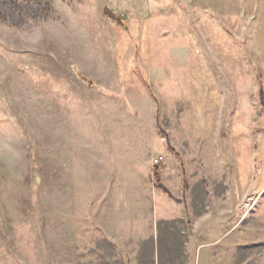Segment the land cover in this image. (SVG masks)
Masks as SVG:
<instances>
[{
  "label": "rangeland",
  "instance_id": "374dc122",
  "mask_svg": "<svg viewBox=\"0 0 264 264\" xmlns=\"http://www.w3.org/2000/svg\"><path fill=\"white\" fill-rule=\"evenodd\" d=\"M124 144L176 214L123 264H264V0H0V264L118 263Z\"/></svg>",
  "mask_w": 264,
  "mask_h": 264
},
{
  "label": "crops",
  "instance_id": "0c3cea01",
  "mask_svg": "<svg viewBox=\"0 0 264 264\" xmlns=\"http://www.w3.org/2000/svg\"><path fill=\"white\" fill-rule=\"evenodd\" d=\"M161 155L163 159H173V154L168 151ZM157 157L160 156L140 153L127 144L116 145L115 151L105 157L109 163L103 165V173L108 178L103 180V241L116 247L110 254L112 261L118 262L115 264H123V252L139 254L144 252V246L148 247L147 252L154 260L159 246V222L175 217L174 197L163 194L151 182L149 163Z\"/></svg>",
  "mask_w": 264,
  "mask_h": 264
}]
</instances>
